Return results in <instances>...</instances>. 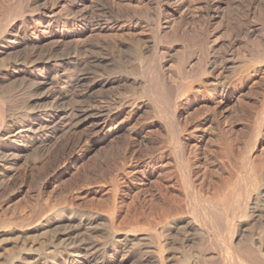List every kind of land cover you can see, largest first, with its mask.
Instances as JSON below:
<instances>
[{"label":"bare ground","instance_id":"6f19581e","mask_svg":"<svg viewBox=\"0 0 264 264\" xmlns=\"http://www.w3.org/2000/svg\"><path fill=\"white\" fill-rule=\"evenodd\" d=\"M54 1L0 0V83L3 87L5 83L19 82L18 89L9 86L0 93V189L7 195L0 210V264H264V104L257 112L251 131L238 132L240 126L236 121L245 114L246 105L241 101L237 108L224 110L226 104L236 100L237 86L232 80L221 81L229 61L218 56L216 47L208 46L207 29L221 18L220 10L230 0H194L187 8V0H150L154 13L146 7H131L132 0H126L125 7L123 1V9L116 7L114 0H62V9L68 12L65 17L54 12ZM136 1L143 4L145 0ZM261 2L264 4V0ZM171 3L176 12L185 7L186 18L189 11H205L207 19L203 28L172 27L167 33L166 28L171 23L165 12ZM95 8L115 18L130 16L136 21L135 27L143 24L151 35L147 45L139 46V40L136 42V69L131 72L133 77L129 76L131 88L141 99H135L127 108L102 107L85 115L81 106L70 110L66 106L80 93L103 89L115 82L114 78L93 76L94 65L99 66L103 59L88 50L90 39L83 38L86 32L77 25L78 19L83 17L86 21ZM25 13L32 16L26 17ZM247 14L250 17L249 10ZM17 18L21 19L19 24L11 23ZM28 20L30 27L26 24ZM220 22H225L226 26L233 23L228 19H220ZM250 23H260L264 31L263 14L259 13ZM244 25L239 30L249 35L254 25ZM20 33L25 35L20 37ZM166 36L183 43L182 52L176 53L174 58L183 75L178 81L162 72L157 59L160 41ZM241 44L244 45L243 41ZM193 50L197 51L196 57L190 53ZM148 52L153 63L144 61ZM255 59L264 61V48L256 52ZM202 76L208 79L194 85L196 81L193 83L192 79ZM241 78L246 86L252 82L246 74ZM24 81L28 85L22 88ZM211 100H218L212 115L216 130L214 147L223 157L234 153L237 140L244 142L236 155L246 170L243 176L232 170L234 178L223 184V191L205 196L210 185L195 183L198 176L209 174V160L215 150L208 143L205 145L208 133L200 132L202 124L192 125L190 121L194 106L206 105ZM67 121L70 123L63 125ZM90 121L94 122L99 140L86 145L85 141L84 145L77 144L74 148L72 138L76 128ZM116 122L118 129L113 127ZM129 124L138 127L124 129ZM190 125L194 129L187 138H178L180 132L192 127ZM121 131L125 132L127 148L137 147L139 152L142 149L147 170L139 174V185L128 183L124 177L122 182L113 183L106 194L109 201L105 216L93 206L82 212H78V207L77 211L72 207L50 211L40 203L46 183L42 182L39 169H43L42 162L61 135L64 137L67 133L63 147L69 153L63 171L58 168L51 183L80 166L94 153L98 143L108 141ZM236 133H240L238 139L233 138ZM111 150L109 148L105 159ZM38 157L40 163L36 165ZM132 162L129 160L132 168H137L138 163ZM155 175L174 193L169 198V189L166 195L158 192L159 205H156L159 207L145 190ZM30 180L36 185L32 196L25 192ZM17 181H20L18 189L8 192ZM133 191L140 208L132 212L129 209ZM19 196L27 209L24 214L19 213L18 203L10 204ZM124 209L126 213L120 225L114 215ZM151 214L149 219L139 218ZM105 218L103 236L106 241L100 249L98 242L87 239L99 232L96 226ZM58 227L64 230L52 236L50 243L43 246L36 242L35 238L47 229Z\"/></svg>","mask_w":264,"mask_h":264},{"label":"rangeland","instance_id":"374dc122","mask_svg":"<svg viewBox=\"0 0 264 264\" xmlns=\"http://www.w3.org/2000/svg\"><path fill=\"white\" fill-rule=\"evenodd\" d=\"M114 1L117 2L116 7L120 9H123V1H124V7L128 5L126 0H114ZM132 1L134 3L130 4L131 7H138V8L146 7L152 11L151 13H154V11L152 10L153 8H152V3H150V0H145L143 4L135 3L138 2L136 0H132ZM54 2H55L54 5H56L54 6V9H56L54 11L55 13L60 12L63 15L68 13L62 9L61 6L63 5L62 0H57V1L55 0ZM193 3L194 0L193 1L187 0L185 3L186 8L188 5L192 6ZM171 5L172 6L170 7V9L165 12V16L168 15L167 16L168 20H170L169 22L171 23V25L169 24L168 28H166V32L168 30L167 33L170 32L172 27L175 29L179 28L181 30L190 26L196 27L198 29L203 28L207 19L205 11L203 10H195L193 12L189 11L186 18L183 15V13L185 12L184 10L186 9L185 7L182 8L183 10L182 9L180 10L181 12H176L174 10L175 9L174 3H171ZM247 10H249L250 17L246 16L248 15ZM259 13L264 15V4L261 2V0H230L225 6H223V8H221L220 19L224 21H227L228 19L231 23L232 22L233 23L231 25L226 26V24H224L225 22L219 23L220 19H218L216 21H213L211 23L210 28L207 29L208 33L210 34L208 46L216 47V52L218 56L219 55L223 56L224 58H227V60L229 61V63L226 65V67L222 72L221 81L227 82L232 80L234 82V86L235 87L237 86L236 97L237 98L239 97L240 99L237 100L236 98V100H233L232 102L226 104L224 110H231L232 108H237L239 106L238 104H240L241 101H243V103L246 105L245 114L243 115V117H241L236 121L240 126V128H238V132L241 130L245 131L246 133L247 131L249 132L251 131V129L254 127L256 122V116L258 114L257 112L260 110L261 104H264V61L259 62L258 60L255 59L256 52L264 48L263 46L264 31L261 30L260 23H256V25L250 23L255 21V18L258 17ZM25 14L26 15L24 16L26 17L31 15L30 13H25ZM64 17L62 16V18ZM20 20L21 19L18 18L14 19L13 20L14 22L12 21L11 23L19 24ZM134 23H136V21L134 19H131L130 16H123V18H115L112 15L109 14L107 15L106 13L103 14L102 12H100L99 8H95L93 10V14L91 13L90 17L86 21H83V17L78 19L77 25L79 30L86 32L82 35L84 36L83 38L87 40L90 39L89 40L90 46L88 50L90 52L92 51L91 53L95 57H101L103 59V61L99 66L94 65V68L92 69L94 72L93 76L97 79L107 78L112 80L114 78L115 82L104 87L103 89L97 88L95 89V91L89 93H85V94L80 93L77 99L73 100L71 104H68L66 106L67 109L69 110L70 108L79 109L81 106L80 110L84 111L85 115H91L93 114L94 111L102 107L127 108L129 105H131V103L135 99H139V98L141 99V97H139V95L134 92V89L131 88L130 79L133 77V75L131 74L135 72L136 69V63L134 62V56H135L134 54L137 46L136 42L139 40L138 42L139 46L147 45L148 38L150 37L151 33L143 26V24H140L139 26L135 27ZM26 24L27 27H30L31 21L28 20ZM244 24L245 25L249 24L251 26L254 25L253 27L254 31L252 30V32L249 35H246L243 32H241L239 30L240 26H243ZM217 25H220L219 28H217L218 30L214 29L216 28ZM23 35L22 33L19 34L20 37ZM242 41L244 45L241 44ZM182 44L183 43L181 42L180 39L178 41L177 40L173 41L169 36H166V38L164 37L160 41V49L158 50L159 53L157 52L158 54L157 59H159L160 61L159 66L161 67L162 72L166 74V76H173V79L177 81L179 80V78L180 80L183 78V75L181 74V72H179L180 70L177 68L178 63L175 60L176 53L182 52L183 50ZM249 46L250 47L252 46L251 49ZM195 51L196 50L190 52L191 55H194V57L197 56V51L196 52ZM252 54L254 55L252 56ZM145 55L146 56L144 57L145 59L144 61H148V62L151 61L150 63H153L154 59L153 60L151 59L152 56H150V52L146 53ZM8 60L10 61L12 60V58ZM194 61L192 62L194 63L193 66L196 63V60ZM175 71H177L178 73L177 72L175 73ZM244 74L248 75L249 80L252 78V82L247 86L242 83L241 77ZM207 79H208L207 76H202L200 78L192 79V82L194 83V81H196V83H194V85H196L199 82L202 83L206 81ZM26 85H28L27 82L25 81L22 82V88H25ZM9 86L15 88L16 90L18 89L17 87L19 86V82H15L13 84L11 82L5 83L3 87L0 83V93L3 92V90L6 89V87ZM186 95L187 93L185 94V96ZM75 101H77L78 103ZM216 102H218V100H211L209 103H207L208 105L207 104L206 105L200 104L197 106L195 105L192 110L193 114H192V119L190 121V124L192 125L194 123L202 124L201 126L203 127H201L200 132L206 131L208 133L206 138L207 140L205 141V145L206 146L211 145L212 146L211 149L215 150L213 151L214 153L211 154L212 157L209 160L210 166L208 167L209 168L208 173L212 175L207 174V176L205 175L204 177L200 175L198 176L197 182L195 183V185H200V183L203 185V182H205L204 185H210L208 191L204 193L205 196H210L216 192L223 191L222 189L224 188L223 184L226 185L230 180H232L234 178V174L236 173H238L237 175L240 174V176L241 175L243 176L246 170V167L240 163V159L236 155L237 151L240 150L244 145V142L237 140V145L235 147L234 153H232V155H226L227 157L224 155L223 157L220 156L218 151L214 147L215 144L214 135L216 133V130L213 124L212 115H213L214 105ZM74 105L76 106V108ZM69 123L70 122L67 121L63 123V125L64 124L67 125ZM227 125L231 126L230 123H228ZM113 127L118 129V122L114 123ZM128 127L137 128L138 125L129 124V126H125L124 129H127ZM193 129H194L193 126L188 127L186 132L185 131L180 132L179 135H177L178 138L179 137L187 138V134H189V132L192 131ZM95 132H96V127L94 125V122L91 121L76 128L72 138L74 148L77 147V144L78 146L84 145L85 141H86L85 145L92 142L93 140L98 141L99 135L97 132L96 133ZM239 134L240 133H236V135H233V138L238 139ZM65 135L67 136V133ZM65 135L64 137L63 135H61V138L56 141L54 148L49 152L46 159L42 162L43 163L42 165H44L43 169H39V174H41L42 182L46 183V185H43L44 196L41 197L42 200L40 199V203H42V205L44 206H47V210L50 211L64 209V208L69 209L71 207L76 209L77 211V207H78V212H82L84 210L86 211L89 206H93L97 208L99 214L105 216L106 206L109 201L108 196L106 194L111 189L113 183L116 182L119 183L125 180L128 183H130L131 181V183H135L139 185L140 184V181H138L140 178L139 174L141 173V171L147 170L145 168V162L147 161V159L146 157H143L144 153L142 149L139 152L140 148L138 149L137 147H131L130 149L132 150L127 148L126 141L124 140L125 132L123 133V131H121L110 137L108 141L98 143L94 153L89 154L81 162L80 166H78L76 169H73L68 174H65L59 181L51 183L49 182L51 180V177L58 168L60 170L63 169V165L65 164L67 155L69 153L68 152L69 150L63 147L67 139ZM109 148L112 149L111 154L105 159V154L108 152ZM250 150H252V146L249 147V151ZM217 159L218 160L220 159L219 162ZM129 160L133 161L131 164L137 162L138 163L137 168L133 169L132 165H130L129 163ZM39 161H40V157H38L37 160H35L36 165H39L40 163ZM136 173H137V177H136ZM157 176L158 175H155L153 179H150L151 182L149 181V184L146 185V189H145L148 192L147 195L149 196V199L155 205L159 203L158 192L163 193L165 195L168 193L167 197L169 196V198H172L174 196V193L170 190L168 184L162 182L160 180L161 178ZM154 184H156V186ZM18 185H20V181H17L15 186L11 187L8 192L11 193L15 192L18 189ZM26 185H27L25 189L26 194L29 196L34 195L36 185L33 184L32 180H30L29 182L27 181ZM166 190H168L167 193ZM134 193L136 192L133 191L130 195L131 209H129V211L132 212L134 209L135 211H138V209L140 208V203L136 199V195ZM6 198L7 195L3 194L0 189V210H2L1 207L3 206V203L5 202ZM50 202L52 207L51 205H49ZM17 203L19 205L18 206L19 213L24 214L27 209H25L24 206L22 205V196L14 198L10 202V204L12 205ZM158 205L156 206L159 207ZM125 213L126 212L124 209V211H120V213L114 215V217L117 219L120 225L125 217L124 216ZM151 217L152 214L151 216L145 215L139 218L140 220H143L146 218L149 219ZM99 224H100L98 225L99 227L96 226L99 232L95 234H91L88 239L86 238L90 242L92 241L98 242L100 244L98 248L105 245L104 242L106 240L103 236V233L106 230L105 228L106 218L105 220L103 219V221H101ZM56 228L47 229V231L44 234L35 238L36 242L40 243L43 246L50 243V241L53 238L52 236L56 234H60V232L62 233L64 230L63 227H58V229ZM170 264H172V262Z\"/></svg>","mask_w":264,"mask_h":264}]
</instances>
